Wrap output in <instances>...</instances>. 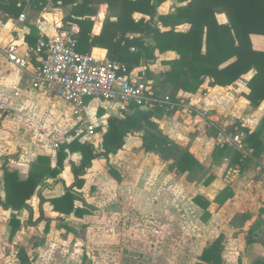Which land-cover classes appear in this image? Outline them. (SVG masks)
<instances>
[{
  "label": "crops",
  "instance_id": "obj_1",
  "mask_svg": "<svg viewBox=\"0 0 264 264\" xmlns=\"http://www.w3.org/2000/svg\"><path fill=\"white\" fill-rule=\"evenodd\" d=\"M81 1L0 2L1 201L6 170L23 181L37 167L54 169L60 145L73 140L102 152L108 118L122 119L135 111L131 104L87 97L85 115L94 130L86 135L70 103L32 85L40 65L37 39L60 29L78 36L77 20L90 19L92 24L76 50L108 58L110 41L100 34L104 22L116 20L120 11L100 3L74 12L73 6ZM184 4L162 2L155 20ZM131 16L148 19L139 12ZM216 17L226 22L224 14ZM175 29L186 31L188 25ZM250 40L254 49L264 51V35L250 34ZM143 42L153 45L150 37ZM11 45L17 56L27 59L25 67L8 60ZM154 54L153 59H140L128 74L152 85L153 94L170 95L171 86L161 82L162 74L179 56L174 51ZM252 74L249 71L228 86L211 85L212 79L205 77L193 92L178 89L175 98L180 106L168 113L155 111L152 118L171 143L164 157L146 151L142 132L130 130L121 149L95 157L86 168L83 186L74 188L83 200H74L79 213L62 214L50 202L74 182L71 165H78L81 156L66 150L59 174L41 180L26 200L27 207L13 210L0 205V264H21L20 254L26 256V264H264V100L253 106L245 97ZM219 126L231 135L242 133L240 148L217 142ZM245 129L258 134L256 154L245 140ZM184 154L193 162L186 161L179 169ZM195 198L207 202L206 208ZM12 216L17 219L15 229Z\"/></svg>",
  "mask_w": 264,
  "mask_h": 264
},
{
  "label": "trees",
  "instance_id": "obj_2",
  "mask_svg": "<svg viewBox=\"0 0 264 264\" xmlns=\"http://www.w3.org/2000/svg\"><path fill=\"white\" fill-rule=\"evenodd\" d=\"M74 1L62 0L63 3ZM164 1L166 0H82L73 6V11L81 9L85 12L83 7L100 3H106L108 9L120 11L116 20L104 22L100 37H107L110 41L106 46L108 59L121 61L127 69L140 59L155 58V50L160 53L174 51L179 57L168 62L170 70L163 73L161 79L163 84H170V96L173 100H177L175 94L178 89L193 92L202 84L205 77L212 79L211 85L228 86L252 71L253 74L246 83L249 92L245 97L253 106L263 101L264 51L252 47L250 34L264 35V0H178L185 4L176 7L174 12L158 15L155 20L156 8ZM42 2L44 4L46 0ZM133 12L147 15L148 19L142 17L135 20L131 16ZM217 14H224L226 22H219ZM76 22L80 27L78 36L76 35L77 44L80 45L82 39L88 38L87 33L90 31L92 21L80 19ZM183 24L188 25L186 31L175 29L176 26ZM159 26L166 29L160 30ZM128 33H131L132 37L126 36ZM144 37H150L153 45H144ZM131 47L134 50H130ZM150 87L152 89V85ZM131 105L135 111L126 114L124 118H108V129L102 139V152H95L89 143L73 140L60 145L57 151V167L54 169L37 167V170L23 181L17 179L16 172L6 170L3 180L5 200H0V205L13 210L27 207L26 200L33 194L41 180L59 174L68 152H79L81 156L79 164L71 165L74 182L65 188L62 196L50 200L53 208L62 214H70L73 211L79 213V209L74 207V200L82 198L74 188L80 189L83 186L85 170L95 157L106 156L122 148L126 134L135 127L139 113L142 112L136 105ZM155 111L165 113L158 108L143 111V122L139 130L142 132V147L164 157L171 143L153 121ZM262 124L264 125V119ZM245 132L247 133L245 140L256 154L260 149L256 144L258 134L256 131L249 133L246 129ZM218 147L220 150L227 149L224 146ZM186 161L191 163L193 158L188 154H184V157L181 155L180 167L178 164L177 167L182 168ZM195 200L206 208L207 202L202 198ZM16 221L14 216L10 218L13 229L17 228ZM19 260L21 264L27 263L24 254L19 255Z\"/></svg>",
  "mask_w": 264,
  "mask_h": 264
},
{
  "label": "built area",
  "instance_id": "obj_3",
  "mask_svg": "<svg viewBox=\"0 0 264 264\" xmlns=\"http://www.w3.org/2000/svg\"><path fill=\"white\" fill-rule=\"evenodd\" d=\"M10 1L13 0H0L2 3ZM76 45V35L67 29L39 37L35 53L40 56V65L32 76V85L56 93L70 103L72 113L80 118L79 123L86 135H91L94 130V125L85 115L84 102L87 97L117 101L125 105L134 104L143 110L158 108L165 113L180 106L169 94L155 95L147 83L132 80L124 63L81 53L76 50ZM6 53L14 65H27L26 58L16 55L14 45L9 46ZM242 136V133L231 135L223 126L217 128V142L221 145L238 149Z\"/></svg>",
  "mask_w": 264,
  "mask_h": 264
},
{
  "label": "water",
  "instance_id": "obj_4",
  "mask_svg": "<svg viewBox=\"0 0 264 264\" xmlns=\"http://www.w3.org/2000/svg\"><path fill=\"white\" fill-rule=\"evenodd\" d=\"M159 116H160V114H158V117ZM143 117H144V112H140L135 127L133 129H131L132 132H137L140 130L141 124L143 122Z\"/></svg>",
  "mask_w": 264,
  "mask_h": 264
}]
</instances>
